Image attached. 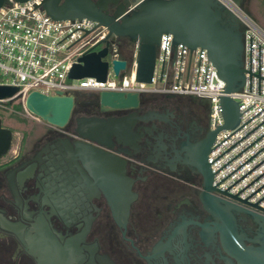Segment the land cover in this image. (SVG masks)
I'll use <instances>...</instances> for the list:
<instances>
[{"label": "flooded vegetation", "instance_id": "1", "mask_svg": "<svg viewBox=\"0 0 264 264\" xmlns=\"http://www.w3.org/2000/svg\"><path fill=\"white\" fill-rule=\"evenodd\" d=\"M133 2L109 0L106 9L113 14ZM77 97L81 105L75 99L64 127L42 122L35 137L22 138L0 162V221L18 223L25 234L41 211L66 209V218L56 213L48 221L62 245L80 234L72 241L71 264H246L234 239L217 227L226 230L222 219L205 209L203 179L191 164L190 149L213 130L205 99L150 93L137 106L101 110L99 93ZM92 117L121 121L122 129L102 127L110 136L103 131L91 140V125L79 121ZM76 142L104 151L124 171L93 175L87 161L73 155ZM233 216L237 240L258 247L261 221L241 211ZM0 264H38L1 224Z\"/></svg>", "mask_w": 264, "mask_h": 264}, {"label": "built area", "instance_id": "2", "mask_svg": "<svg viewBox=\"0 0 264 264\" xmlns=\"http://www.w3.org/2000/svg\"><path fill=\"white\" fill-rule=\"evenodd\" d=\"M43 1L5 0L0 7V85L18 87L14 95L0 99V112H17L9 105L17 102L27 117L40 120L25 107L27 95L34 90L75 96L101 91H130L140 96L173 93L205 99L209 126L216 129L224 123L220 97L228 95L237 101L240 117L233 128L220 129L211 145L207 160L212 186L216 194L235 196L239 204L264 213V30L241 6L232 0H218L238 18L243 44V86L225 93V82L205 49L190 50L181 43L174 48L172 35L162 33L152 82H138L137 44L133 43L130 60L123 59L119 37L112 34L107 38L105 26L88 18L54 19L43 9ZM133 8L131 5L126 12ZM106 38L107 54L102 58L108 63L105 80L93 76L69 78L78 58L105 47ZM119 59L125 60V68L115 73L113 61Z\"/></svg>", "mask_w": 264, "mask_h": 264}, {"label": "water", "instance_id": "3", "mask_svg": "<svg viewBox=\"0 0 264 264\" xmlns=\"http://www.w3.org/2000/svg\"><path fill=\"white\" fill-rule=\"evenodd\" d=\"M5 0H0V7ZM24 2L26 0H16ZM241 6L243 0H232ZM109 0H44L42 7L54 19H81L88 18L96 21L108 29V36L126 37L130 42L137 44L136 80L151 83L155 67L156 47L162 33L172 35L173 47L181 43L190 50L200 47L206 50L207 56L217 70L218 76L225 82V93L240 90L244 83V70L242 61V31L238 18L218 0H134V8L126 12L125 8L110 14L106 7ZM104 39L106 46L99 50L84 53L70 68L68 77L80 79L93 76L98 80H105L107 61L102 58L107 54L108 40ZM125 60L113 61V69L118 73L125 68ZM18 91L16 86L0 85V99L8 98ZM101 110L109 108H127L137 106L140 95L128 91H101ZM75 103L74 94H45L31 91L25 99V107L42 121L57 127H64L71 115ZM224 123L210 131L208 138L199 144V148H191V164L201 174L203 183L200 199L208 211L215 217L222 219L226 230L222 226L224 238L234 239V247L246 264H264V213L245 207L235 201V196L227 198L216 194L212 186L213 174L207 155L217 132L223 128H233L239 122L240 112L237 101L228 95L220 97ZM81 121L91 125L87 135L91 140L99 141L100 132H106L102 127H118L111 132L122 129L121 121H104L98 118H81ZM120 127V128H119ZM105 136H110V130ZM13 133L10 128L3 126L0 118V159L11 148ZM73 155L86 160L89 170L95 175L98 171H119L124 168L118 160H108V155L97 147L76 142ZM76 159L75 157H73ZM226 195L225 192H222ZM57 203L59 198H51ZM256 207V205H253ZM264 212V208L261 209ZM234 211H241L252 215L256 221H261L258 232V247L244 246L237 240L234 223ZM66 209L59 207L51 209L49 214L41 211L38 220L32 224V230L25 234L22 226L2 219L1 226L12 231L24 243L27 253L35 258L38 264H71L74 255L72 241L80 234L67 239L62 245L55 240L57 232L50 227L49 217L59 213L66 218ZM18 229V230H17ZM84 233V232H82ZM60 234V233H58ZM235 249V250H236ZM236 250V251H237ZM67 259H70L67 262Z\"/></svg>", "mask_w": 264, "mask_h": 264}, {"label": "rangeland", "instance_id": "4", "mask_svg": "<svg viewBox=\"0 0 264 264\" xmlns=\"http://www.w3.org/2000/svg\"><path fill=\"white\" fill-rule=\"evenodd\" d=\"M241 8L247 14H249L264 30V0H244V2L241 4ZM120 50L127 55V60L129 61L131 58V52L129 50L131 49L127 48L124 42H121ZM82 93H87V92H80L79 94ZM189 97H194V96H189ZM9 105L17 112L12 114L0 112L1 114L0 116L2 119L3 126L11 129L13 133V140H12L11 149L8 151L6 155H4L0 159V162L5 161L13 154V152L16 150L22 138L25 139V138L35 137L36 134L34 133V131L38 130L42 122H44L41 119L33 120L27 117L23 109L17 107V105H19L17 104V102H10Z\"/></svg>", "mask_w": 264, "mask_h": 264}, {"label": "trees", "instance_id": "5", "mask_svg": "<svg viewBox=\"0 0 264 264\" xmlns=\"http://www.w3.org/2000/svg\"><path fill=\"white\" fill-rule=\"evenodd\" d=\"M121 42H124L125 45H126V47L129 48V49H131L129 51L131 52V55H132V50H133V45L134 44L132 42H130L126 37L119 38L120 45H121ZM120 54H121V57L123 59H127V55L123 51L120 50ZM75 99H76L77 104L80 106L81 105L80 97H77V95H76V98ZM17 107H20L21 108V105L19 104V105H17Z\"/></svg>", "mask_w": 264, "mask_h": 264}]
</instances>
